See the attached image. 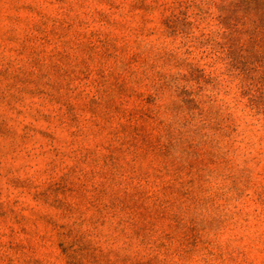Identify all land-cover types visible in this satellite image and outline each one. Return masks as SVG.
Returning <instances> with one entry per match:
<instances>
[{"label": "rangeland", "instance_id": "374dc122", "mask_svg": "<svg viewBox=\"0 0 264 264\" xmlns=\"http://www.w3.org/2000/svg\"><path fill=\"white\" fill-rule=\"evenodd\" d=\"M0 264H264V0H0Z\"/></svg>", "mask_w": 264, "mask_h": 264}]
</instances>
